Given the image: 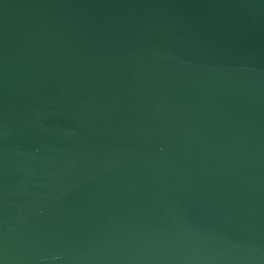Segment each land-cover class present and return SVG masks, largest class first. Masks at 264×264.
I'll use <instances>...</instances> for the list:
<instances>
[{"label":"water","instance_id":"1","mask_svg":"<svg viewBox=\"0 0 264 264\" xmlns=\"http://www.w3.org/2000/svg\"><path fill=\"white\" fill-rule=\"evenodd\" d=\"M0 264H264V0H0Z\"/></svg>","mask_w":264,"mask_h":264}]
</instances>
